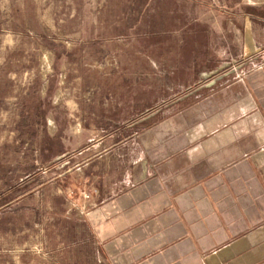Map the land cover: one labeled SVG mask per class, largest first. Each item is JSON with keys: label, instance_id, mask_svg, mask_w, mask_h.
<instances>
[{"label": "rangeland", "instance_id": "rangeland-1", "mask_svg": "<svg viewBox=\"0 0 264 264\" xmlns=\"http://www.w3.org/2000/svg\"><path fill=\"white\" fill-rule=\"evenodd\" d=\"M262 64L264 0H0V264H111L135 136Z\"/></svg>", "mask_w": 264, "mask_h": 264}, {"label": "crops", "instance_id": "crops-1", "mask_svg": "<svg viewBox=\"0 0 264 264\" xmlns=\"http://www.w3.org/2000/svg\"><path fill=\"white\" fill-rule=\"evenodd\" d=\"M139 133L96 211L111 264H264V64Z\"/></svg>", "mask_w": 264, "mask_h": 264}]
</instances>
